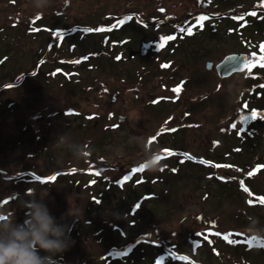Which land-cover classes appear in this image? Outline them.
Wrapping results in <instances>:
<instances>
[{
    "label": "rangeland",
    "instance_id": "obj_1",
    "mask_svg": "<svg viewBox=\"0 0 264 264\" xmlns=\"http://www.w3.org/2000/svg\"><path fill=\"white\" fill-rule=\"evenodd\" d=\"M216 2L264 8V0ZM190 6L48 0L37 8L34 0H0V209L22 223L18 199L48 190L45 203L70 225L73 241L53 263L264 264V247L223 238L251 239L254 217L264 227L256 199L264 197V119L240 122L253 110L264 114V61L224 81L184 85L174 77L206 73L207 61L228 53L264 55V11L218 32L206 23L207 42L194 38L190 49H178L176 26L187 34L194 24L191 17L177 23ZM187 91L208 99L187 106ZM63 133L90 149L86 159L54 145ZM136 137L152 152L177 155L159 160L155 171L133 173L146 155ZM70 204L81 219L67 216Z\"/></svg>",
    "mask_w": 264,
    "mask_h": 264
},
{
    "label": "clouds",
    "instance_id": "obj_2",
    "mask_svg": "<svg viewBox=\"0 0 264 264\" xmlns=\"http://www.w3.org/2000/svg\"><path fill=\"white\" fill-rule=\"evenodd\" d=\"M37 8L47 6L48 0H34ZM132 137L129 140L132 141ZM134 144L141 146L145 151V159L141 162L148 171H155L160 167L156 157L159 155L147 147V141L136 137ZM54 145L69 151L73 158L86 159L90 151L85 145L72 140L67 134L59 135ZM123 149L116 156L122 157ZM48 190L41 192L31 191L27 197H21L17 203L26 209V218L22 223L17 222L15 215L9 216L0 209V264H53V258L69 249L73 243L71 227L64 222H58L45 203ZM39 197V198H37ZM67 216L79 220L82 213L77 207L75 210L70 204ZM66 218L61 217V221ZM255 221V223H254ZM247 233L251 238L264 240V227L259 226L258 218L248 221ZM41 252L47 255H41Z\"/></svg>",
    "mask_w": 264,
    "mask_h": 264
},
{
    "label": "flooded vegetation",
    "instance_id": "obj_3",
    "mask_svg": "<svg viewBox=\"0 0 264 264\" xmlns=\"http://www.w3.org/2000/svg\"><path fill=\"white\" fill-rule=\"evenodd\" d=\"M229 5L230 4L228 2H226L223 5L224 8H222L221 4L217 3L216 0H191L190 11H186L184 15L182 14V16L179 17L177 23H180L184 17L193 18L192 20L194 21V24H193V26L190 27L192 34L191 35L184 34L185 31H183V32L181 31V28H183V26H180L178 28L176 26L177 34L180 38L178 41V49H186V47L190 49L191 45H190V43H188V41L190 39L192 40L194 38H195V40L200 38L203 41L207 42L204 39L207 36L202 34L203 32H209L208 30H206L204 28L206 23L209 25H214L215 26V32H218L220 27L223 26L224 23H226L230 20L238 19V24H240L241 21L252 16V15H250V13L254 12L255 14H258V13H262L261 11H264V8L259 9L256 7V5L248 8L247 10L243 8L242 4H240V6H237V7L233 6L232 8H228ZM200 16L209 17L208 20L203 21V26H201L197 22V18ZM244 29H245V25H244ZM198 30H200V31L198 32ZM182 35H183V38L181 37ZM180 52H182L184 54L186 53L185 51H182V50H180ZM231 54H239V53H231ZM244 54H246V53H244ZM228 55H230V54L228 53L227 55L222 56V58L220 60H213L212 59L211 61H207V63H205V68L207 69L208 72H206V73H186V74L183 73L185 78L183 77V75L181 73H177V74H175L174 77H179L182 80L183 79L186 80L184 85H187V83L191 80L224 81V80L230 79V78H232L238 74H234L227 79H222V78H220V76L218 75V72L216 70V66L223 60V58H225ZM204 56H205V54L203 53V51L200 53L198 52L193 57V59L196 60L193 63H198V62L202 61ZM212 56H214V54H210L209 57H212ZM160 75H162V74H160ZM168 75L169 74H167V75L164 74L163 76L165 78H167ZM206 76L208 77V79ZM160 89L163 90L164 87L158 88L157 91H159ZM187 92H188V97L184 101L187 106H189L190 103L202 102V101L208 99V97L206 95H204L203 97L199 96V94H200L199 91H187ZM192 94H194L195 96H193ZM186 111L188 112L189 109L187 108ZM175 118L176 117H173V120ZM211 144H213V140H212ZM158 154L160 155V153H158ZM63 260H64V258H62V260H60L61 262L56 260L53 264H63L64 263Z\"/></svg>",
    "mask_w": 264,
    "mask_h": 264
},
{
    "label": "snow or ice",
    "instance_id": "obj_4",
    "mask_svg": "<svg viewBox=\"0 0 264 264\" xmlns=\"http://www.w3.org/2000/svg\"><path fill=\"white\" fill-rule=\"evenodd\" d=\"M250 15H255V13L254 12L253 13H250ZM128 19H131V17L125 18V20H128ZM208 19H209V17H207V16H200V17L197 18V22L201 26H203V21L208 20ZM125 20H121L119 23L123 24L125 22ZM103 30L104 29H95V31H103ZM84 31L91 32V31H94V29H85ZM181 31L183 32L185 30L183 28H181ZM187 34L188 35H191L192 34L191 28L188 29ZM56 35L61 40L64 37V33H62V32H58V33H56ZM174 38L175 37H167V38L161 37V40L162 41H164V40H171V39H174ZM159 47H161V48L164 47V44L161 43L159 45ZM261 51L264 52V45L261 46ZM118 59H119V57H118ZM257 59H259V61H264V55H261L259 58H256L255 57V54H253V57L252 58L245 57L244 58V61H243L244 67L247 68L249 71H251V67L255 66V64L257 62ZM166 66L167 65H165V67ZM261 67H264V63H261ZM228 70L231 71V68H229ZM180 90L181 89L179 87L176 88V89H174V91L177 92V93H179ZM245 107H247V105H245ZM258 117L260 119H264V114L258 113L256 110H253L250 115H242L241 118H240V122H241V124H247L250 120H255ZM235 126H236L235 124L232 125L233 128H235ZM172 131H175V129H173ZM241 131H244V129L242 128ZM167 155H177V153H173V152H170V151L165 150L164 155H158L156 157V160L159 161V160L163 159ZM181 155H185V157L188 158V159H194L193 157L187 156V154H181ZM201 163H205V162L204 161H201ZM216 166H219V165H216ZM146 167H147L146 165H140L139 168L133 169L132 171H133V173H135V172H142ZM96 174L99 175V173H96ZM129 178L130 177H126L125 179H129ZM39 179L40 178L37 177V180H39ZM55 179H56V177H54V176L53 177H49V180H55ZM221 179H224V178H221ZM244 190L246 192L248 191V189H246V188ZM249 195H251V193H249ZM256 199H257V201L260 204L264 205V197H257ZM248 203L251 204V203H253V201L252 200H249ZM137 207H139V205ZM215 235H220V234L219 233H215ZM231 235L232 234H226V235L223 236V238L225 240H227L229 243H241V242H243V243H247L250 247L251 246H254V245H259L261 247H264V242H261L260 240H257L255 237H253V238H251L249 240H246V241H235V240H231L230 239V236Z\"/></svg>",
    "mask_w": 264,
    "mask_h": 264
},
{
    "label": "water",
    "instance_id": "obj_5",
    "mask_svg": "<svg viewBox=\"0 0 264 264\" xmlns=\"http://www.w3.org/2000/svg\"><path fill=\"white\" fill-rule=\"evenodd\" d=\"M248 57L247 54H230L223 58V60L216 66L218 75L222 79H227L234 74H241L246 71L247 68L244 67V58ZM231 68V71L228 69Z\"/></svg>",
    "mask_w": 264,
    "mask_h": 264
}]
</instances>
